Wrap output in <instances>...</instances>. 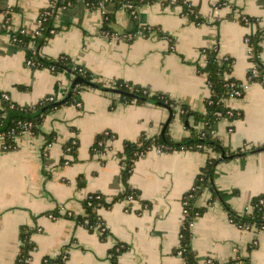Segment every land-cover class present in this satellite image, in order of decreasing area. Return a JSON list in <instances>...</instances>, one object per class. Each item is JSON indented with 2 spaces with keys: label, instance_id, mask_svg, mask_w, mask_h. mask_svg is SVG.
<instances>
[{
  "label": "crops",
  "instance_id": "obj_1",
  "mask_svg": "<svg viewBox=\"0 0 264 264\" xmlns=\"http://www.w3.org/2000/svg\"><path fill=\"white\" fill-rule=\"evenodd\" d=\"M167 1L137 4L132 17L123 5L90 9L84 0H76L58 11L56 32L40 52L49 58L67 55L94 79L127 81L150 93H165L199 112L205 111L209 95L206 75L197 70L204 62L201 50L215 46L219 57L232 58L230 76L247 84L241 97H228L224 103L241 116L216 121L213 131L230 150H253L218 163L214 184L219 190L235 191L227 203L243 213L252 197L264 194V86L247 81L252 63L245 42L248 35L261 31L264 63V0H187L203 18L201 23L183 15L182 5ZM47 5L48 0H0V26L5 22L11 30L35 31ZM104 12L114 17L106 30ZM243 16L253 21L243 24ZM147 27L151 30L144 36L123 37ZM26 56L27 50L13 45L9 34L0 35V103L4 95L23 106L50 96L53 104L64 99L72 74L32 68ZM79 99V105H62L47 114L40 125L42 134H21L12 150L3 151L0 145V264H15L22 227L32 230L30 264L60 254L64 264H112L109 251L119 244L125 248L117 255V264H184L176 252L184 217L182 197L193 187L207 154L149 150L135 161L128 180L138 198L110 203L122 186L123 142L135 141L140 134L157 135L169 111L150 101L125 103L118 92L94 84H87ZM103 132L113 134L106 142L108 151L91 153L95 136ZM168 133L174 141L189 135L178 114ZM45 134H53V140L43 152ZM70 140L78 143L75 158L64 151ZM61 158L70 163H61ZM91 193H100L110 203L97 209L109 229L105 235L70 218L86 213L83 201ZM209 199L205 189L196 204L206 210L191 224L197 260L238 258L236 264H247L246 259L249 264H264V228L239 227L222 203L209 204Z\"/></svg>",
  "mask_w": 264,
  "mask_h": 264
},
{
  "label": "trees",
  "instance_id": "obj_2",
  "mask_svg": "<svg viewBox=\"0 0 264 264\" xmlns=\"http://www.w3.org/2000/svg\"><path fill=\"white\" fill-rule=\"evenodd\" d=\"M125 0H84L87 7L95 9L103 6L113 4L116 8L120 7ZM136 6L137 4L149 3L144 0H127ZM76 0H57L54 9L45 16H40V25L37 31H27L24 28L16 30L9 29V24L5 23L0 26V35L9 34L10 42L13 45L27 50L26 61H30L32 68H47L53 73L67 71L72 74L73 80L76 77L80 78V82L72 83L68 95L62 99L58 104H53L49 97L42 98L31 106L19 105L8 98L3 97L0 103V145L3 151H8L16 148V138L25 131L32 135L42 134L40 125L44 117L51 111L57 109L62 105L75 104L79 102V92L93 82L96 88L102 90H112L118 92L121 100L125 103L135 101L136 103H144L150 101L156 105L166 107L169 111V117L162 124L160 132L148 137L145 134H140L135 141H124L122 152L120 153V182L121 190L112 197L110 203H114L124 198H138L136 191L129 185L128 180L131 175L135 161L144 156L153 147H159L162 152H170L173 150H197L207 154L205 165L200 169L196 176L193 187L188 190L182 197L184 217L179 230V244L176 252L184 259V264H236L240 259H229L225 262H218L213 259H206L204 262H199L196 253L191 246V223L194 218L201 216L206 210V206H199L196 204L198 197L207 189L210 192V199L208 203L218 200L224 206L229 219L236 223L239 227L255 226L257 230L264 228V194L257 195L251 198L250 211L238 213L232 209L227 203V199L236 192H225L219 190L214 184V174L218 163L222 161H229L235 158H242L251 150H230L224 146L221 140L214 135L213 124L222 119L227 118L233 120L241 116V112L235 111L227 107L224 100L229 97L233 87L230 83H234L235 88L240 87L241 82L230 76L232 71L233 59L230 57H219L215 46L206 47L201 50L203 56V63L197 64L199 73L206 75L207 84L209 87V95L204 101L205 111L199 112L192 109L185 103L176 102L167 94L162 92L150 93L145 87L132 84L122 80L99 81L94 79L92 73L83 69L82 67L73 64L67 55H59L56 58H49L41 54L40 48L47 42V40L56 32L54 25L55 17L59 8H68L72 6ZM169 2V1H167ZM178 4L182 5V12H188L186 3L178 0ZM194 8V7H193ZM195 9V8H194ZM43 9L42 11H44ZM0 8V12H1ZM6 11V10H5ZM41 11V12H42ZM196 11V9H195ZM197 13V12H196ZM8 16V13L7 15ZM190 19L196 23L203 22V18L198 14L189 15ZM113 14L104 12L103 14V30L107 29L106 24L113 20ZM241 23L245 24L253 21L252 18L243 16L240 18ZM151 30V29H150ZM251 51L248 55L249 61L256 70V75H253L251 69L247 72V81H257L264 86V63L260 59L262 40L261 31L257 30L246 37ZM32 43V46H30ZM114 82V85L109 83ZM175 114H178L185 128L188 129L189 135L183 137L178 141L171 139L168 133V127L173 120ZM200 125L199 128L197 126ZM113 134L110 132H103L97 134L94 142L90 148L91 153H102L104 145L108 139L112 138ZM44 143L42 151L44 152L47 145L52 142L53 134L43 135ZM100 142L102 144H100ZM77 141L73 140L67 142L64 146L66 155L75 158L77 150ZM264 148V144L262 146ZM70 160V159H69ZM61 158V163L70 161ZM81 182V181H80ZM97 195L100 197L97 198ZM110 203L105 201V198L100 193H91L83 201V206L86 213L82 216H70L78 223L88 229H93L95 225L99 228L104 227L101 235L109 232L105 227V223L97 213V209L101 206L109 207ZM58 215V210L55 211ZM85 219L88 221L84 223ZM32 230L28 227H22L20 233L21 244L15 259V264H30V252L34 248V243L30 240ZM122 244L113 247L109 252L111 253V263L117 264V255L124 249ZM251 248V246H250ZM65 256L60 254L54 258L44 257L41 264H64ZM247 264L248 260H244Z\"/></svg>",
  "mask_w": 264,
  "mask_h": 264
},
{
  "label": "built area",
  "instance_id": "obj_3",
  "mask_svg": "<svg viewBox=\"0 0 264 264\" xmlns=\"http://www.w3.org/2000/svg\"><path fill=\"white\" fill-rule=\"evenodd\" d=\"M56 1H57V0H48V5H47V7L45 8V10L42 11V12L40 13V16H45V15H47L51 10H53ZM144 1H150V0H144ZM168 1H169V3H171V4H178V0H168ZM182 3H186V4H187V7H188V12H185V13L182 12L183 15H185V16H187V17H188L189 15H191V14L197 16V13H196L195 9L193 8V6L190 5V3L187 2V0H182ZM100 4H101V5H100L99 8L104 7V6L102 5V3H100ZM122 5H123V7H125L126 9L129 10V13L131 14L132 17H136V12H135V5H134V3L125 0V1H123ZM179 5H180V4H179ZM49 8H50V11L47 10V9H49ZM62 9H66V8H64V7L59 8L58 11H59V10H62ZM39 25H40V21H39ZM38 27H39V26H38ZM35 31H37V29H36ZM149 31H150V28L147 27V28H145L144 31H142V32L139 31V32H137V33H133V34H124L123 37H124L125 39H127V40H130V39H133L136 35H139V34L142 35V36H144V35H145L147 32H149ZM9 37H10V36H9ZM245 42L247 43V46H248V55H249V53H250V51H251V48H250V46L248 45L247 39H245ZM30 46H32V43H30ZM26 64H27L28 66H30L31 62H30V61H26ZM250 69H251L253 75H256V70H255V68H254L253 65L251 66ZM108 81H110V80H108ZM109 84H110V85H114L115 83L112 82V83H109ZM246 84H247V83H241V84H240V87H238V88L236 87V88H235L234 83H230L229 86H230V87H233V90L230 92L229 97H241V96L243 95V92H244L245 88H246ZM4 97H5V98H8L6 95H4ZM49 100L53 101L54 98H53L52 96H50V97H49ZM75 104H76V105H79V102H77V103H75ZM199 127H200V125L197 126V128H199ZM24 133H29V132L25 131ZM29 134H30V133H29ZM100 144H102V143L100 142ZM108 149H109L108 146H107V145H104V150H103V151L106 152V151H108ZM152 149H155L157 152H162L161 149H160L159 147H153ZM98 197H100V196L97 195V198H98ZM251 209H252V205H250V203H249V206H248V208L246 209V211H250ZM50 216H51L52 218H56L54 215H53V216L50 215ZM84 223L87 224L88 221L85 219ZM191 224H192V223H191ZM191 224H190V225H191ZM95 227H97L98 231H100V232L104 231V227L99 228V225H95ZM105 227L108 228V227L106 226V224H105ZM244 228H246V229H251V230H257V228H256L255 226H251L250 228H248V227H244ZM36 230H39V228H36Z\"/></svg>",
  "mask_w": 264,
  "mask_h": 264
},
{
  "label": "water",
  "instance_id": "obj_4",
  "mask_svg": "<svg viewBox=\"0 0 264 264\" xmlns=\"http://www.w3.org/2000/svg\"><path fill=\"white\" fill-rule=\"evenodd\" d=\"M76 82H80V78H79V77H76V78L73 80V83H76ZM89 85L93 86L92 83H89ZM55 104H58V103H55Z\"/></svg>",
  "mask_w": 264,
  "mask_h": 264
},
{
  "label": "rangeland",
  "instance_id": "obj_5",
  "mask_svg": "<svg viewBox=\"0 0 264 264\" xmlns=\"http://www.w3.org/2000/svg\"><path fill=\"white\" fill-rule=\"evenodd\" d=\"M257 147H255V149H256Z\"/></svg>",
  "mask_w": 264,
  "mask_h": 264
}]
</instances>
